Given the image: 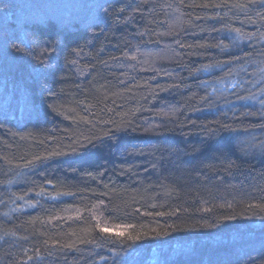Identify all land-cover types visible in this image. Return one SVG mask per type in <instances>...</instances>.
I'll list each match as a JSON object with an SVG mask.
<instances>
[{"label":"trees","instance_id":"obj_1","mask_svg":"<svg viewBox=\"0 0 264 264\" xmlns=\"http://www.w3.org/2000/svg\"><path fill=\"white\" fill-rule=\"evenodd\" d=\"M36 1L68 25L0 0V264H264V0Z\"/></svg>","mask_w":264,"mask_h":264},{"label":"rangeland","instance_id":"obj_2","mask_svg":"<svg viewBox=\"0 0 264 264\" xmlns=\"http://www.w3.org/2000/svg\"><path fill=\"white\" fill-rule=\"evenodd\" d=\"M34 5L40 8L38 12H41L40 14L43 15V17L55 19V21L58 22V24H60L59 25L60 28L68 25L67 22L64 21V17H66V15L69 14L70 12H66L63 8H60L61 6L60 3L57 2L55 4V7H50L47 4L46 7L44 6L41 7V5L35 0ZM97 10L99 11V9ZM167 11L169 18L167 23L168 29H174L177 27L178 23L180 22V16L175 9L170 8L167 9ZM33 15L32 17L31 16L25 17L26 21L35 20ZM160 35H158L159 38H161ZM144 43L145 44L137 46V48H135L133 51L128 53L125 57L113 62L112 66L123 69L127 73H131L137 70L138 68H136V66L139 68H146V70H151L156 72L159 71V69H156V66L159 65V62L168 61L170 58L175 56V51L172 49V47L169 46V44L167 45L164 43H157V42L148 43L146 42V39ZM9 46H10V42H9ZM4 64H6V62H4L3 59L0 58V74L2 76H4L3 74ZM23 110H25V107ZM163 111L166 114V116L169 117L171 111H169L166 108L163 109ZM150 127L153 128V126ZM145 128H148V125ZM101 207L102 205L100 204L95 205L91 213L92 216L95 218V220L98 222L99 226L106 227L103 221V214L101 212L102 209ZM78 216H79V212L71 211L66 215V218H73Z\"/></svg>","mask_w":264,"mask_h":264},{"label":"snow or ice","instance_id":"obj_3","mask_svg":"<svg viewBox=\"0 0 264 264\" xmlns=\"http://www.w3.org/2000/svg\"><path fill=\"white\" fill-rule=\"evenodd\" d=\"M100 231L101 232H109V229L107 228V227H100ZM112 234H114V235H116V236H118V237H124L125 236V234H126V229H124V230H120V231H115L114 233H112ZM127 239L128 240H133V241H135V240H138L139 239V236H133V235H131L130 233L129 234H127Z\"/></svg>","mask_w":264,"mask_h":264}]
</instances>
